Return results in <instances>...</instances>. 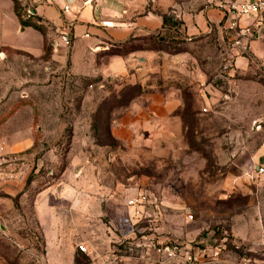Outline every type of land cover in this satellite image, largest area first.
I'll return each mask as SVG.
<instances>
[{"label": "crops", "instance_id": "1", "mask_svg": "<svg viewBox=\"0 0 264 264\" xmlns=\"http://www.w3.org/2000/svg\"><path fill=\"white\" fill-rule=\"evenodd\" d=\"M235 1L240 0H17L20 14L17 16L12 0H0V24L7 16L14 23L16 34L22 37L29 33L34 39L28 45L31 48L12 47L3 42L0 45L10 46L13 51L27 53L38 60L47 55L42 63L48 67V79L52 68L56 67L65 76L84 81L132 84L138 91L127 103L134 104L136 110L129 112L115 107L110 111L112 118L118 110L122 113L111 127V136L118 144H129L127 139L132 135V128H137L142 147L159 155L158 151L166 148L164 142L178 139L184 133L186 92L204 95L210 89L204 68L209 66L211 57L206 55L199 63L192 47L169 54L148 49L153 47L149 45L157 46L166 33H173L174 38L179 37L187 46L215 37L222 46L219 53L231 58L236 72L246 73L256 66L264 73V13L238 19L228 11V4ZM12 4L13 13L10 12ZM65 5L70 9L66 14L63 13ZM20 6L26 9V18L20 13ZM164 18L177 21L179 28L164 26ZM22 22L36 25L42 32L22 26ZM63 33L68 36L69 48L57 36ZM96 91L93 86L88 88L85 97L90 96L92 102L98 103L101 98ZM13 98L18 97L9 96L5 106ZM24 114L27 120L22 124ZM32 114L27 106L18 108L0 125V221L16 208L14 200L22 206L30 189L35 188V181L30 178L34 168L51 162L46 154L37 161L35 155L19 156L34 145V138L27 136L32 132ZM57 129L62 130V124L57 123ZM45 145L42 144L44 148ZM84 162L83 155L71 156L69 166H65L54 182L36 190L31 198V211L43 240L41 262L75 264L79 260L87 264H128L130 257L119 254L115 246L128 244L129 229L108 215L118 209L131 222L130 216L145 213V206L128 207L127 201L133 198L129 188L123 185L110 188L103 184L102 177H108L107 174L88 173L82 167L86 165ZM57 163L55 161V165ZM262 167L264 142L237 154L230 162L226 181L233 182L235 188L224 191L223 195L229 198L248 196L251 207L260 186L258 180L264 177L256 173ZM154 209L160 221L156 230L161 242L181 244L191 251L194 262L212 260L207 249L192 245L198 238L205 242L201 233L204 227L201 229L189 222L188 216L184 222L185 234L176 235L171 230L163 236L160 215L163 207L155 206ZM219 217V213L209 211L200 214L203 226H209L210 219ZM249 224L250 238L238 231L234 236L240 245L253 251L259 247V232L254 236L252 233L262 225L254 219ZM0 228L3 229L1 225ZM79 246L84 251H80ZM112 248L118 253L112 254Z\"/></svg>", "mask_w": 264, "mask_h": 264}, {"label": "rangeland", "instance_id": "2", "mask_svg": "<svg viewBox=\"0 0 264 264\" xmlns=\"http://www.w3.org/2000/svg\"><path fill=\"white\" fill-rule=\"evenodd\" d=\"M20 9L26 18V9L21 6ZM10 12L13 13V4ZM169 26L179 28L175 20ZM48 30L51 31L49 27ZM1 42L26 48L34 39L29 33L22 37L16 34L11 18L5 16L0 24ZM182 43L173 33H166L157 46L146 45L159 46L172 54L192 47L199 63L204 56H210L211 62L204 68L210 89L204 95L186 92L190 109L184 118V133L178 139L164 142L166 148L158 151L159 155L142 147L137 128H132V135L127 139L129 144H118L111 136V127L122 113L118 110L112 118L110 111L115 107L129 112L136 110L134 104L127 103L137 93L132 84L84 81L67 77L56 67L52 68L48 79V67L42 63L47 55L38 60L0 45V125L11 111L31 108L32 132L27 136L34 138V145L19 156L35 155L37 161L46 154V158L51 159L50 163L31 172L35 188L30 189L25 203L0 221L3 228H0V264H42L41 237L31 211V198L36 190L54 182L61 168L69 166L71 156L81 155L86 163L82 167L88 173L107 174L108 177H102L103 184L110 188L123 185L129 188L131 197L143 196L148 201L143 208L145 213L130 216L131 222L118 209L108 215L129 229L128 244L115 246L119 254L130 257L128 264H142L145 259L148 260L145 264H264V177L258 180L260 186L251 207L248 196L223 195L224 191L235 188L233 182H226L231 160L264 142V73L256 66L246 73L236 72L231 58L219 53L222 46L218 38L211 37L191 46ZM69 46L70 42L65 47ZM92 86L101 98L98 103L92 102L90 96L85 97ZM11 95L18 98L5 106ZM26 95L29 97L22 99ZM22 118L23 124L26 114ZM57 123L62 124V130L57 129ZM55 161H58L56 165ZM155 206L163 207L160 214L163 236L171 230L176 235L185 234L183 228L188 216L189 222L201 229L204 227L201 233L205 242L198 238L192 245L207 249L212 260L188 263L181 257L168 260L154 252L153 247L181 246L177 242L159 240L156 228L160 221L154 214ZM204 211L219 213L220 217L210 219L209 226H203L200 214ZM253 219L262 226L252 233L254 236L259 232V247L252 251L240 245L234 234L243 232L250 238L249 223ZM111 253L118 252L112 248ZM75 264L87 263L76 260Z\"/></svg>", "mask_w": 264, "mask_h": 264}, {"label": "built area", "instance_id": "3", "mask_svg": "<svg viewBox=\"0 0 264 264\" xmlns=\"http://www.w3.org/2000/svg\"><path fill=\"white\" fill-rule=\"evenodd\" d=\"M42 2H49V0H40ZM61 2H65L66 0H59ZM69 6L65 5L63 8V13L66 14L69 12ZM228 11L230 14L234 15L236 18H248L255 15H259L261 13H264V2L261 0H240L235 1L228 4ZM235 27V23L232 24V29ZM59 40L64 45L69 44V39L66 34H60ZM205 112V110L203 111ZM258 174H264V167L258 168L257 172ZM148 201L143 196H136L132 199L127 201L128 207H138V206H145L147 205ZM152 245V244H150ZM153 247V245H152ZM78 249L80 251H84V249L79 246ZM154 252H156L158 255H162L165 257V259L168 260H174L177 257H181L182 261H186L188 263H193L194 256L191 254L189 249H186L182 246L175 245V246H167V247H153Z\"/></svg>", "mask_w": 264, "mask_h": 264}, {"label": "trees", "instance_id": "4", "mask_svg": "<svg viewBox=\"0 0 264 264\" xmlns=\"http://www.w3.org/2000/svg\"><path fill=\"white\" fill-rule=\"evenodd\" d=\"M12 2L14 3V12H15V14L17 15V16H20V14H19V12H18V10H17V6H18V3H17V0H12ZM164 21V26L166 25V24H169V23H171L172 21H171V19L169 18H164L163 19ZM21 25L22 26H24V27H28V26H31L32 28H34L35 30H37V31H40V32H42V28H40V27H38V26H36V25H28V24H26V23H21ZM162 42V41H161ZM148 49H152V50H156V51H164V52H167V53H169V54H172L171 52H168L167 50H164V49H162V48H160L159 46L157 47V48H155V47H149ZM138 50V49H137ZM138 91V90H137ZM135 95V94H134ZM133 95V96H134ZM190 109V107L189 106H187V108H186V111H185V115H187V111ZM69 131V130H68ZM71 136V133L69 132V134H68V137H70ZM64 168H65V166L64 167H62L61 168V170L59 171V174H61L62 172H63V170H64ZM14 205L16 206V208L18 207V205H17V201L16 200H14ZM41 239V245H39V250H40V254H43V240H42V238H40Z\"/></svg>", "mask_w": 264, "mask_h": 264}]
</instances>
